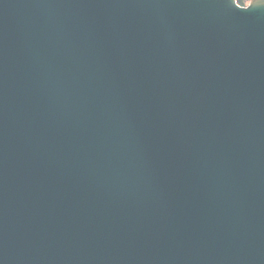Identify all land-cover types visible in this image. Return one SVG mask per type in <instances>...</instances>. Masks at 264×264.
Instances as JSON below:
<instances>
[{
  "label": "water",
  "instance_id": "1",
  "mask_svg": "<svg viewBox=\"0 0 264 264\" xmlns=\"http://www.w3.org/2000/svg\"><path fill=\"white\" fill-rule=\"evenodd\" d=\"M0 264H264V0H0Z\"/></svg>",
  "mask_w": 264,
  "mask_h": 264
}]
</instances>
